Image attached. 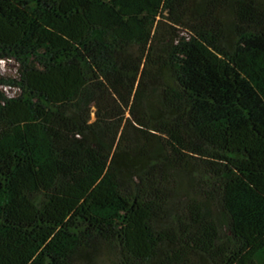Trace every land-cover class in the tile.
<instances>
[{"label": "trees", "instance_id": "16d2710c", "mask_svg": "<svg viewBox=\"0 0 264 264\" xmlns=\"http://www.w3.org/2000/svg\"><path fill=\"white\" fill-rule=\"evenodd\" d=\"M0 264H264V0H0Z\"/></svg>", "mask_w": 264, "mask_h": 264}, {"label": "rangeland", "instance_id": "374dc122", "mask_svg": "<svg viewBox=\"0 0 264 264\" xmlns=\"http://www.w3.org/2000/svg\"><path fill=\"white\" fill-rule=\"evenodd\" d=\"M18 66L16 63L12 61H1L0 62V79L7 81L10 79H17L18 77ZM0 90L4 92L7 96L11 97L18 93L17 89L12 88L9 85L2 84L0 86ZM92 264H114V261L109 259V261L102 260L100 257L99 259L93 261Z\"/></svg>", "mask_w": 264, "mask_h": 264}, {"label": "built area", "instance_id": "2783aa9c", "mask_svg": "<svg viewBox=\"0 0 264 264\" xmlns=\"http://www.w3.org/2000/svg\"><path fill=\"white\" fill-rule=\"evenodd\" d=\"M1 62V61H0Z\"/></svg>", "mask_w": 264, "mask_h": 264}]
</instances>
